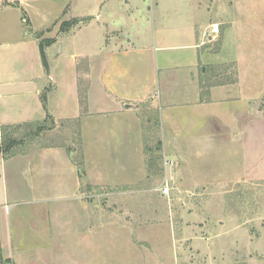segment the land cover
Instances as JSON below:
<instances>
[{
    "label": "crops",
    "instance_id": "1",
    "mask_svg": "<svg viewBox=\"0 0 264 264\" xmlns=\"http://www.w3.org/2000/svg\"><path fill=\"white\" fill-rule=\"evenodd\" d=\"M54 1L59 4L0 0V128L42 123L48 117L71 121L80 118L82 112L148 116L159 111L167 137L172 138L169 144L180 162L183 185L188 181L200 188L195 194L197 217L207 218L205 213H209L212 219L217 207L210 203L213 198L209 199L211 205L208 203L206 188L230 191L239 187L243 191L251 179L243 178V170L233 181L226 179V174L207 178L198 172V164L234 157L241 161L242 169L250 168L249 151L258 154L256 150L264 144V61L247 57L243 38L239 41L243 45L238 47L232 41L233 49H239L233 57L224 53L222 41L213 49L215 35L210 28L218 24L217 17L200 23L192 12L173 17L165 14L168 20L159 17L161 23L154 29V45L138 49L126 33L133 19L129 0H91V15L86 17L77 11L86 0ZM192 1L199 11L207 10L211 0ZM119 17L123 24L112 25ZM75 19L85 22L59 33L63 22ZM91 27L93 36L78 40L80 33ZM229 27L231 35L234 26ZM40 40H55L44 49L47 70L40 58ZM173 56L179 60L176 72L171 65ZM231 64L233 80L217 71ZM42 151L51 152L44 159L38 156ZM61 151L33 148L27 155L11 159L18 162L17 175L26 177L27 196H16V191H9L2 181L0 209L11 206L29 210L15 212L9 221L0 216V264H123L122 259L130 260L131 237L125 241L123 230L117 229L119 220L107 218L106 202L97 206L88 189V196L81 193L79 173L59 154ZM9 159L0 158L3 162ZM42 160L52 161L51 165L44 167ZM190 171H195L193 180L188 176ZM45 174L50 178L45 180ZM256 177L253 175L258 181ZM57 201L66 203L55 205ZM243 201L239 198L240 206ZM92 210L102 212L98 223L92 224ZM202 224L196 225L199 232L207 229ZM194 243L197 255L206 258L208 245L203 240Z\"/></svg>",
    "mask_w": 264,
    "mask_h": 264
},
{
    "label": "rangeland",
    "instance_id": "2",
    "mask_svg": "<svg viewBox=\"0 0 264 264\" xmlns=\"http://www.w3.org/2000/svg\"><path fill=\"white\" fill-rule=\"evenodd\" d=\"M36 1L52 6L59 4L54 0ZM91 2L86 0L77 11L84 17L91 15ZM117 3L123 6V2ZM128 3L132 7L133 19L128 23L126 33L129 32L134 47L138 49L154 45V29L161 23L159 17L168 20L165 14L173 17L192 12L199 17L200 23H206L210 17L219 19L216 24L218 33H211L215 35L213 49H217L222 41L221 46L226 50L224 53L233 57L239 50L237 47L244 44L248 58L264 61V0H211L207 10L199 11L193 8L195 3L192 0H160L157 3L156 0H129ZM117 24H123L121 17L112 25ZM163 24L167 25L165 22ZM136 25L140 26L137 28ZM229 25L234 26L231 35ZM93 32V27L83 31L78 40L93 36ZM204 38L206 42L207 38ZM241 38L243 44L242 41L239 43ZM92 41H89L90 44H93ZM232 41L237 44L235 49ZM172 60L171 65L176 72L175 66L179 60L176 56ZM217 71L223 76L229 74L231 80L234 78L232 64ZM160 78H163V74ZM261 83H264V77ZM261 105L264 112V97ZM14 127L6 129L3 135L0 129V158H10L6 162L0 160V200L2 181H6L9 191H16V196H27L23 182L26 177L22 176L21 179L17 175L15 169L18 162L11 160L13 156L27 155L33 148L61 149L63 151L59 154L71 161L79 173L81 193L88 196V189L97 206L106 202L107 218L119 220L117 229L123 230L125 241L131 237V244H128L131 259H122L123 264H264V144L256 150L258 154H253V149L249 151L252 153L250 168L246 170L240 166L241 161L234 157L227 160L217 157L218 161L213 163L204 161L198 164V172L207 178L208 175L211 178L212 175L226 174L225 178L233 181L237 179L235 174L243 170V178L251 179L250 184L242 188L243 191L239 187L231 189V192L218 187L206 188L204 193L208 203L213 198L214 202L210 203L217 207L211 219L209 213H205L207 218L197 217L195 194L200 192V188L190 185L188 181H185L187 186L183 185L180 162L173 152L172 143L169 144L172 138L167 137L159 111L148 116L134 112L107 116L82 112V116L76 120L62 122L48 119L39 126L24 124ZM47 152L51 151L38 152V156L45 159ZM49 157L53 158L52 154ZM164 159L174 161V165L165 170ZM51 162L41 161L44 167L50 166ZM188 173L193 180L195 171ZM255 174L258 181L253 179ZM43 178L47 180L50 177L45 174ZM164 179L172 187L169 197L163 196L158 189ZM253 181L256 183L253 184ZM224 192L226 195L233 194L226 196ZM239 198L244 199L241 206ZM65 203L57 201L54 204L63 206ZM231 205L237 212L231 211ZM240 208L242 211L238 213ZM26 210H29L28 207L11 209V206H7L0 209V216L9 221L15 212ZM91 212L92 224L98 223L102 212ZM198 222L206 224L207 229L199 232L196 226ZM111 229L114 230V226ZM199 240L209 247L206 258L205 255H197L199 250L194 242ZM110 254L114 263L115 252Z\"/></svg>",
    "mask_w": 264,
    "mask_h": 264
},
{
    "label": "trees",
    "instance_id": "3",
    "mask_svg": "<svg viewBox=\"0 0 264 264\" xmlns=\"http://www.w3.org/2000/svg\"><path fill=\"white\" fill-rule=\"evenodd\" d=\"M85 20H71L69 22H63L61 25H60V28H59V33H64L66 31H68L71 27H74V26H77L81 23H84ZM37 39H40V36L38 35L37 36ZM55 42V40H40L39 41V52H40V58H41V62H42V65L44 67L45 70H47L48 66H47V59H46V55H45V52H44V49L45 47H48L50 46L51 44H53ZM43 103H44V107H45V98H43ZM48 119L52 120L51 118H47L45 121H43L42 123H37V124H33V125H41L43 123H45ZM27 125V124H26ZM32 125V124H31ZM10 127L8 126H3L1 127V135H3L5 133V130L8 129ZM15 128V127H14ZM1 261V260H0Z\"/></svg>",
    "mask_w": 264,
    "mask_h": 264
},
{
    "label": "built area",
    "instance_id": "4",
    "mask_svg": "<svg viewBox=\"0 0 264 264\" xmlns=\"http://www.w3.org/2000/svg\"><path fill=\"white\" fill-rule=\"evenodd\" d=\"M211 33L212 34H217L218 33V29H217L216 25H212L211 26ZM163 165L165 167V170H167L168 168L170 169L174 165V161L164 159L163 160ZM158 189H159V191L161 192V194L163 196L168 197L170 195V191H171V187H170L169 181L167 179H164Z\"/></svg>",
    "mask_w": 264,
    "mask_h": 264
}]
</instances>
